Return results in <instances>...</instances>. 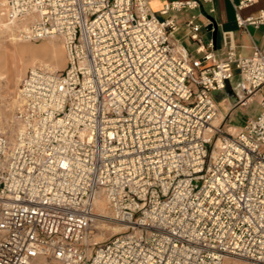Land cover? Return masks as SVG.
Here are the masks:
<instances>
[{"label":"built area","instance_id":"built-area-1","mask_svg":"<svg viewBox=\"0 0 264 264\" xmlns=\"http://www.w3.org/2000/svg\"><path fill=\"white\" fill-rule=\"evenodd\" d=\"M252 2L238 25L264 35V8L240 13ZM200 4L161 19L147 0H7L20 37L61 36L67 63L30 67L17 130H0V264H264V51L241 57L224 32L220 61L192 15L193 55L175 13ZM229 85L234 107L261 94L257 117L223 114L214 93ZM100 197L126 229L87 243Z\"/></svg>","mask_w":264,"mask_h":264},{"label":"rangeland","instance_id":"rangeland-1","mask_svg":"<svg viewBox=\"0 0 264 264\" xmlns=\"http://www.w3.org/2000/svg\"><path fill=\"white\" fill-rule=\"evenodd\" d=\"M20 25L10 21L7 0H0V130L13 135L17 130L15 110L18 102L21 80L34 64L42 62L54 69H63L67 63V50L61 36L40 40L22 39ZM58 54V55H57ZM59 57V58H58ZM237 80L234 79V85ZM220 92H215L217 98ZM260 98L253 101V106H260ZM246 121L245 114L234 113L233 125ZM110 218L94 221L89 229V243L105 241L116 235L121 227L116 225L114 213L108 205ZM94 224V225H93ZM91 248V246H90ZM44 264V261L41 262ZM223 264H254L243 257H225Z\"/></svg>","mask_w":264,"mask_h":264},{"label":"crops","instance_id":"crops-1","mask_svg":"<svg viewBox=\"0 0 264 264\" xmlns=\"http://www.w3.org/2000/svg\"><path fill=\"white\" fill-rule=\"evenodd\" d=\"M150 8L161 19H165L167 15H162L161 11L165 8V5L174 1L185 0H147ZM200 8L197 9H184L181 12L175 13L179 19L178 28L173 32L174 37L181 42L187 49L193 54L197 55L195 49L197 43L189 37L190 28L186 26V21L191 18L192 15H196L195 22L202 26L199 34L202 39V44L205 48L211 49V45L216 52V55L220 61L226 60L223 47V33L231 32L233 40L237 45V53L241 57H247L252 54L253 47L257 44L264 51V35L263 27L256 25H247L245 28H240L236 19V5L241 0H200ZM264 8V0H253V2L244 7L240 13L243 17H257L259 12ZM171 14H174L171 12ZM213 20L218 27V38L216 44L213 41V32L209 31L206 26L209 23L208 20ZM235 77L231 81V85L236 87L239 83L240 75L238 70L235 71ZM0 76L2 74L0 73ZM234 79L237 80L234 85ZM229 85L225 91L219 93L217 100L220 101V106L223 114L231 113V118L234 113L245 114L246 121L249 118L257 117L261 111V106H253V101L256 98L262 99L261 94H257L252 101L246 107H234V102L237 99L236 92L232 90ZM245 121V122H246ZM244 122V123H245ZM243 123V124H244ZM241 124V125H243Z\"/></svg>","mask_w":264,"mask_h":264},{"label":"bare ground","instance_id":"bare-ground-1","mask_svg":"<svg viewBox=\"0 0 264 264\" xmlns=\"http://www.w3.org/2000/svg\"><path fill=\"white\" fill-rule=\"evenodd\" d=\"M58 55V54H57ZM59 58V57H58ZM39 63H42V62H39ZM37 64V63H36ZM34 64V65H36ZM44 64V63H42ZM33 65V66H34ZM51 68V67H50ZM54 69V68H52ZM222 116L223 114L221 113L220 114V117L218 119V122H220V120L222 119ZM95 213H96V216H95V220L94 221H104L105 218H110V215H109V210H108V201L105 197H100L97 202H96V209H95ZM94 225V224H93ZM116 225L120 226L121 227V230L118 231V232H121L123 231L124 229H126V227H124L122 224H119L117 223ZM91 235L90 233L88 232V235H87V243H89V239H90ZM93 242H100V241H93ZM227 257H238V256H234V255H227ZM34 264H40L38 261H36ZM255 264V263H254Z\"/></svg>","mask_w":264,"mask_h":264},{"label":"water","instance_id":"water-1","mask_svg":"<svg viewBox=\"0 0 264 264\" xmlns=\"http://www.w3.org/2000/svg\"><path fill=\"white\" fill-rule=\"evenodd\" d=\"M211 21H212V24L209 26L208 29L209 30L213 29V31H212L213 32V41L216 44L217 38H218V27L212 19H211Z\"/></svg>","mask_w":264,"mask_h":264}]
</instances>
